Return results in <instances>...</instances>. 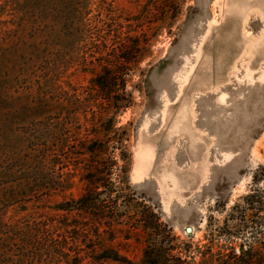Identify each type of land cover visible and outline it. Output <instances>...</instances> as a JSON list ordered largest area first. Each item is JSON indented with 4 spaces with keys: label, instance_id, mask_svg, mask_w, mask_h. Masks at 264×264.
Listing matches in <instances>:
<instances>
[{
    "label": "rangeland",
    "instance_id": "obj_1",
    "mask_svg": "<svg viewBox=\"0 0 264 264\" xmlns=\"http://www.w3.org/2000/svg\"><path fill=\"white\" fill-rule=\"evenodd\" d=\"M21 5L19 14L0 11V264H71L76 255L84 258L81 264H122L103 261L105 251L140 264L152 242L144 228L156 222L151 212L180 242L204 246L244 197L264 191L259 0H22ZM127 36H144L141 62L130 66L127 77L133 105L100 120L95 102L102 100L91 89L106 58L119 54ZM118 96L112 93L110 100ZM185 104L192 110L197 148L187 132L170 137ZM105 134L112 138L107 158L116 162L112 181L126 189L113 195L117 219L102 225L90 220L79 242L45 237L29 242L26 236L52 218L79 220L59 208L88 190L85 162L76 155L81 142ZM141 142L155 157L149 175L136 181ZM168 170L195 178L169 210L162 188ZM128 194H134L131 206ZM217 239L229 242L227 236ZM231 241L238 250L244 242ZM49 245L57 249L50 253Z\"/></svg>",
    "mask_w": 264,
    "mask_h": 264
},
{
    "label": "trees",
    "instance_id": "obj_2",
    "mask_svg": "<svg viewBox=\"0 0 264 264\" xmlns=\"http://www.w3.org/2000/svg\"><path fill=\"white\" fill-rule=\"evenodd\" d=\"M21 3L22 0H4V4L0 5V11H6L9 15L12 12L19 14L22 8ZM35 25L32 24V27ZM143 37L127 36L124 43L120 44L119 54L115 53L112 58H106L103 71L97 76L90 94H95L102 100L95 102L96 107L100 109V120L105 119L109 111L115 109L120 113L133 105V97L127 91V77L131 70L130 66L141 62L144 53ZM116 92L119 94L118 98L110 100L111 94ZM109 136L110 134H105L104 137L96 140L86 138L81 142L82 152L75 153L85 162L84 170L87 172L85 180L88 182V190L79 200L62 204L59 211L74 213L79 220L73 224L70 219L64 222L52 218L26 236L29 242L40 240L43 237L46 242H61V239L67 242L69 238L73 239V242L75 240L79 242L81 235L87 231V222L90 220L94 222V225H102L105 219H117L119 205L113 195L117 191L124 193L126 189L118 190L112 181L116 162L112 156L107 158L112 142ZM86 153L90 154L89 158L86 157ZM53 157L59 158L60 156L56 154ZM73 158L69 157L70 160ZM261 173L263 174L264 170ZM133 195H126L129 197L128 206L133 204ZM103 196H108V202L101 200ZM243 201V204L233 208L226 225L216 230L218 235L212 234L209 244L204 246L196 245L194 242H180V238L174 234L173 229L163 223L158 214L151 212L156 222L154 225L146 222L144 228L148 240L152 242L145 250V257L140 264H264V191L257 188L253 194L244 197ZM142 206L147 212L152 209L146 204ZM0 223L3 225V221ZM73 234H76L78 238ZM222 236L229 237V242H218L217 237ZM232 239L233 241L244 240L239 245V250L235 242L231 241ZM52 249L57 248L49 245L50 253H53ZM109 253L111 256H108V251L103 253V261L132 263L122 258L117 252L110 251ZM198 258L200 262L197 261ZM83 261L84 258L81 255H76L71 264H81Z\"/></svg>",
    "mask_w": 264,
    "mask_h": 264
},
{
    "label": "bare ground",
    "instance_id": "obj_3",
    "mask_svg": "<svg viewBox=\"0 0 264 264\" xmlns=\"http://www.w3.org/2000/svg\"><path fill=\"white\" fill-rule=\"evenodd\" d=\"M259 2L264 7V0H259ZM238 12H240V10H238ZM242 13L243 10H241V15ZM191 117H192V110L190 108V105L185 104L181 109V111L179 112L177 121L173 126V130H171L172 132L170 137L172 138V136H174L175 134H179L180 132L183 131L187 132L190 134L192 138V145L194 146V148H197L198 139L191 129V124H190ZM136 156L137 158H136V165L134 168V179L136 181H141L144 178H146V176H148L151 171V167L155 157V151L150 145L141 142L137 150ZM194 180L195 178L191 175H185L183 177H180L177 174V171L175 170H168L165 172V174H163V183H162L163 187L162 186L161 187L163 188L164 195L166 197L165 208L167 210L170 209V205L173 202L176 194H178L183 189L192 186ZM192 231L194 230L192 229Z\"/></svg>",
    "mask_w": 264,
    "mask_h": 264
},
{
    "label": "water",
    "instance_id": "obj_4",
    "mask_svg": "<svg viewBox=\"0 0 264 264\" xmlns=\"http://www.w3.org/2000/svg\"><path fill=\"white\" fill-rule=\"evenodd\" d=\"M187 233H188L189 235H192V234H193L192 228H188V229H187Z\"/></svg>",
    "mask_w": 264,
    "mask_h": 264
}]
</instances>
